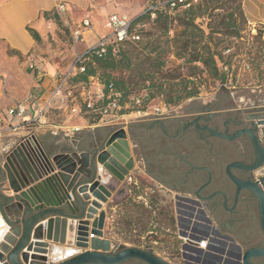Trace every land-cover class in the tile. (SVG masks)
I'll return each mask as SVG.
<instances>
[{"label": "water", "instance_id": "obj_1", "mask_svg": "<svg viewBox=\"0 0 264 264\" xmlns=\"http://www.w3.org/2000/svg\"><path fill=\"white\" fill-rule=\"evenodd\" d=\"M256 120L264 125V115ZM158 126L166 131L162 121L152 124ZM248 133L259 151L257 162L250 167L232 164L227 173L238 192L250 190L259 197L264 235V176L251 182L241 181L231 173L232 168L256 171L264 166V149L254 133ZM134 168L128 132L123 127L89 149L79 144L66 148L45 146L33 136L2 145L0 229L8 226L9 230L0 232V264H123L130 260L169 264L156 256L153 249L116 247L105 237L106 212L99 210L119 183L127 187ZM10 193L13 195L7 196ZM87 193L96 200L90 202ZM48 217L51 218L45 228L40 223ZM91 235L94 237L90 238ZM44 237L51 244L32 242L44 241ZM63 246L67 250H61ZM56 252H64V258H48L49 253ZM237 253L238 264H254V259L264 258V248L259 247L240 248Z\"/></svg>", "mask_w": 264, "mask_h": 264}, {"label": "crops", "instance_id": "obj_2", "mask_svg": "<svg viewBox=\"0 0 264 264\" xmlns=\"http://www.w3.org/2000/svg\"><path fill=\"white\" fill-rule=\"evenodd\" d=\"M9 1L11 0H6L0 5V45L18 55H26L38 44L29 28L35 30L40 39L48 33L49 29H53L54 21L52 19L47 20L45 14L55 11L59 2H63L65 5V11L59 15L71 19L74 27L77 26V30L82 26L86 16L90 17V27L84 30L83 41L78 42L80 48H85V52L94 48L101 39L108 35L105 28L107 18L109 15L117 13L118 10L114 0H36L34 5H25L20 11L14 5H9ZM244 10L251 32L256 33L260 25L264 26V0H244ZM17 19L20 21L19 28L24 36L23 41L15 38L13 29L7 28V24L13 25ZM1 23L3 25L2 30ZM29 65L35 66L34 72L36 73L37 87L40 89L39 94H0V128L1 132L5 133V137L8 138V142L16 144L25 137L33 136L45 146L55 145L66 148L73 144H79L82 148L89 149L94 143L106 139L111 132L121 127L128 132V139L135 159V168L131 176L136 183H139L141 179H146L148 185H142L143 189L139 192L128 181L126 188L123 187V183H119L108 202L102 203L99 212H106L104 231L107 239L122 243V238L126 237L125 244L131 242L128 237L133 236L137 230L136 222L138 219L133 216V213L136 212L134 210L135 203H143L144 207L142 206V208L151 209L150 206L155 205L152 199L156 192L172 195L173 199L176 200L180 194L190 195L203 187L204 178L201 176L192 177L189 173L190 168L196 164L191 152L192 143L188 139L181 140L179 145L165 143L161 134V132L168 134L174 131L180 133L191 128L192 124L182 125V120L191 114L190 108H185L181 114L175 116L177 120H180L178 124H173V120H176L174 117L162 116L134 123L129 118L128 113L97 117L85 112L84 108L80 109L77 101L79 97L85 101L88 99L87 96L92 97L91 95L95 97L96 101L103 99L102 85L91 78L89 84L95 87V94H91V89L88 91L83 83H73L70 87L72 90L66 91L61 98L53 102L46 113V119L43 122H35L37 104L42 101H50L53 88L52 78L58 71L53 66L39 65L34 58L30 59ZM78 87L82 89L80 94H76V90H74ZM26 99H29L28 116L25 118L12 117L9 114L10 108ZM75 106L79 109L73 113L72 108ZM180 109L183 108L180 107ZM162 110L163 113L167 111L164 108ZM156 121H162L166 131L159 126L152 127ZM154 128L160 129L154 130ZM1 142H3L2 135H0V145ZM163 152L166 155L163 156ZM169 165L174 166L172 171L176 170V173L161 174L159 170H166V166ZM87 194L91 197L90 202L96 200L90 193ZM11 195L13 193L7 194V196ZM140 199L142 202L138 201ZM175 213L174 209L169 227L164 225L166 228L161 227L159 230L157 223L152 221L143 224L138 237L145 239L151 235H158L160 231V234L165 236H168V233L173 234V230L178 227V218ZM50 218L48 217L40 224H44L46 228V223ZM90 222L92 223L93 220ZM1 224L2 218L0 217ZM4 230L7 233L9 227H2L0 232ZM32 242L48 241L44 237V241ZM48 243L51 244V242ZM61 250H67V246L61 247ZM61 254L64 255V253ZM48 258L52 259L50 253Z\"/></svg>", "mask_w": 264, "mask_h": 264}, {"label": "rangeland", "instance_id": "obj_3", "mask_svg": "<svg viewBox=\"0 0 264 264\" xmlns=\"http://www.w3.org/2000/svg\"><path fill=\"white\" fill-rule=\"evenodd\" d=\"M4 1L5 0H0V5ZM114 1L118 9L116 12L127 15L130 18H136L141 12L144 13L153 2V0ZM164 1L165 0H156V2L161 4H163ZM35 2L36 0H11L9 1V5H14L16 9L20 11L25 5H34ZM222 14H224V12H222ZM46 19H52L55 26L52 30L49 29L48 33L44 34L37 42L38 44L26 55H18L16 52L0 45V94H39L40 89L37 87L35 79L36 73L29 65L31 58H34L41 66H53L58 71L57 74H65L73 69L77 57L86 53L85 48H80V44L74 39L77 26L74 27L71 19L63 17L55 11L50 12ZM19 22V19H17L13 25L7 24V28L13 29L15 38L19 41H23L24 36L22 30L19 28ZM2 26L1 23V30ZM146 28L150 29L151 27L147 25ZM259 31L263 32L264 42V26L260 25L258 31L252 33L249 23L243 32V39L241 41H233L231 52L227 54L234 55L231 72L236 81L232 83L231 76V83H228L226 91L220 92L218 88L212 87L209 91L204 90L197 98L184 100L179 106H167L165 102L166 98L160 96L147 104L146 109H144L145 106L143 103L137 101L135 98L136 96H145V93L133 94L131 100L134 99L135 104H127L125 107V110H127L126 112L129 114V118H131L134 123H139L144 119L150 120L158 118L159 115L155 112L156 108H164L167 110L165 111L164 117L170 118L181 114L187 107L190 108L191 111L199 112L207 105L209 111L215 113L223 109L229 110L220 113L226 117L240 114L242 118L246 115L245 118L252 121L258 116L264 115V66L262 63L258 66L260 60L256 59V57L260 56L257 52L261 44L254 38ZM170 34L173 35L174 32L171 31ZM171 61L175 63L173 57ZM173 63H169L165 71H173L175 68ZM181 73L184 76H189V69L185 68L181 70ZM115 75L118 77L125 76L128 80H131L135 74L120 71L116 72ZM71 86L72 83L70 82L67 86V92L72 90V88H70ZM83 86L86 87L88 91L91 89V94H95V87L90 86L89 83ZM74 90H76V94H80L82 91L81 87ZM171 95L175 96L176 94ZM91 96L92 97L87 96V98L91 99L93 102H100L102 100L96 101L95 97H93V95ZM77 101L79 107L81 109L84 108L85 111V101L80 97ZM180 107L183 109H180ZM156 129L159 130L160 128H154V130ZM0 135L3 137V142H1L0 145V147H2V145L9 140L5 137V133L1 132V128ZM147 182L146 179H141L138 185H133L134 189L140 192V190L143 189L142 185H148ZM138 187L140 188L139 190L137 189ZM141 200L142 199L138 201L142 202ZM152 200L155 202L156 206L152 214L145 212L146 209L141 207L143 203H135L134 210L136 212L133 213V216L135 219H138L136 222V233L128 237L131 242H127L126 244L124 242L126 237L122 238L120 236L123 242H113L116 247L124 245L127 248H139L143 250L150 248L153 249L156 256L169 264H230L231 261L236 260L234 252L238 249V246L250 249L253 245L264 241L259 226L256 227V236L254 238L252 236H247L245 230L238 231L239 235L235 236L225 234V232L212 221L208 224L205 223L201 220V215H203L201 207L198 205V200H196L193 195L180 194L176 197V200H174L172 195L156 192L153 194ZM174 209L178 218V227H176V230H173V234L170 235V233H168L169 235L165 236L161 235L160 231L156 236L151 235L152 237L148 236L145 239L138 237L143 224L152 221L153 223H157V228L159 230L161 227L166 228L164 225L169 227L170 218ZM205 226L209 227L205 237H208L211 242L218 243V245H220V250L212 247L207 252L200 251L196 247L184 246L177 238L178 236L186 238L199 234ZM237 229L247 228L240 226ZM176 244H178L179 255L171 257L169 255L176 248Z\"/></svg>", "mask_w": 264, "mask_h": 264}, {"label": "trees", "instance_id": "obj_4", "mask_svg": "<svg viewBox=\"0 0 264 264\" xmlns=\"http://www.w3.org/2000/svg\"><path fill=\"white\" fill-rule=\"evenodd\" d=\"M169 1L161 4L153 0L143 14L132 19L130 32L139 36L140 41L127 40L109 46L103 57L91 56L84 63L85 72L77 73L70 82L88 84L94 78L103 88L100 104H106L113 91L119 94L122 114L128 113L127 104H135L131 96L141 92L145 96L135 98L146 109L160 96L166 98L167 106H179L212 87L226 91L231 76L232 83L236 81L231 72L234 55L227 53L231 52L233 41L243 39L248 24L244 0H188L174 8ZM147 25L151 28L147 29ZM29 31L36 41L40 40L35 30ZM254 38L261 44L257 52L260 56L256 57L260 60L258 66H264L263 32L259 31ZM169 63L175 67L171 72L165 71ZM185 68L189 69V76L181 73ZM120 71L135 75L128 80L115 75ZM150 207L145 212L152 214L156 206Z\"/></svg>", "mask_w": 264, "mask_h": 264}, {"label": "flooded vegetation", "instance_id": "obj_5", "mask_svg": "<svg viewBox=\"0 0 264 264\" xmlns=\"http://www.w3.org/2000/svg\"><path fill=\"white\" fill-rule=\"evenodd\" d=\"M227 111L229 110L223 109L215 113L209 111L208 105L204 106L199 112L191 111L190 116L182 120L183 126L188 123L192 124V127L187 131L180 133L174 131L168 134L161 132V134L165 143L179 145L183 139H188L192 143L191 152L196 164L190 168L189 173L192 177L201 176L204 178V184L203 187L190 195L202 203L209 219L225 234L238 236V231L245 230L247 236L255 238L256 227L259 226L261 229L259 197L250 190L238 192L237 187L229 178L227 170L232 164L250 167L257 162L259 151L248 132L254 133L260 146L264 149V142L261 140L263 125L257 124L256 118L250 121L245 118L246 115L242 118L240 114L231 117L220 114ZM174 119L176 120H173V124H178L180 120H177L175 116ZM225 137H233V139ZM162 154L166 155L165 152ZM172 167L174 166L169 165L166 166V170L159 171L163 175L176 173V170L172 171ZM263 170L264 166L256 171L232 168L231 173L241 181L256 182L264 176ZM240 226L247 229H237ZM261 235L264 239L262 229ZM177 238L182 242L179 236ZM175 247L169 256L179 255L178 244ZM256 247L264 248V241L250 248ZM242 249L247 250L246 248ZM123 264L146 263L130 260ZM254 264H264V258L254 259Z\"/></svg>", "mask_w": 264, "mask_h": 264}, {"label": "built area", "instance_id": "obj_6", "mask_svg": "<svg viewBox=\"0 0 264 264\" xmlns=\"http://www.w3.org/2000/svg\"><path fill=\"white\" fill-rule=\"evenodd\" d=\"M6 1V0H5ZM195 2L197 0H194ZM188 2V0H178L169 1L172 8L176 6L177 3H185ZM186 7H189L187 5ZM65 11V5L63 2H59L57 4L55 12L57 14H60ZM155 16L153 15L152 18ZM132 24V19L124 14H111L108 16L105 28L108 32V35L101 39L99 43L92 49L88 50L84 55L78 57L75 61V64L73 66V69L65 74H56L53 76V88L51 91V99L49 102H38L37 104V115L34 118L35 122H43L44 119H46V113L48 109L51 108L53 102L61 98L62 95L66 92L67 86L70 83L71 78H73L76 73H82L85 72L84 63L90 58L91 56L96 57H103L107 54L108 47L113 46L118 43H123L127 40H134V41H140V37L134 35L132 32H130ZM90 27V17L86 16V18L82 22V26L75 31L74 33V39L76 42L83 41V32L84 30L88 29ZM113 53L116 52L115 48H112ZM32 69H35V66H30ZM227 70V69H226ZM119 94L111 91V94L106 98L107 103L101 105L100 102H93L91 99L85 100V112L89 114H93L97 117H104L109 115H118L122 111V107L119 105L118 102ZM28 102L29 99L24 100L23 102H20L13 107L10 108L9 114L12 117L15 118H25L28 116ZM78 107L75 106L72 108V112L75 113L78 111ZM81 109V108H80ZM155 112L157 115L164 117L165 113H163L162 108H156ZM261 140L264 142V125L261 129ZM78 131V129H76ZM128 182H130L133 185H138L136 181L131 177L128 178ZM198 205L201 207V211L203 212V215H201V220H203L205 223H210V219L207 216L202 203L200 201H197ZM209 227L205 226V228H202L201 232L199 234H195L191 237L182 238L179 237L184 246H192L196 247L200 251L207 252L212 247L214 249L220 250V245L218 243L211 242L208 237H205L206 233L208 232ZM94 236H90V238H93ZM242 247L238 246V249ZM238 249L234 252V256L236 260H233L230 262V264H238L239 255L237 253ZM216 260V259H215Z\"/></svg>", "mask_w": 264, "mask_h": 264}, {"label": "bare ground", "instance_id": "obj_7", "mask_svg": "<svg viewBox=\"0 0 264 264\" xmlns=\"http://www.w3.org/2000/svg\"><path fill=\"white\" fill-rule=\"evenodd\" d=\"M68 251L72 252L70 249ZM64 255H65V253H64ZM64 255H62L61 252H56V253H54V255H52V259L57 260V259H60L61 257L63 258Z\"/></svg>", "mask_w": 264, "mask_h": 264}]
</instances>
